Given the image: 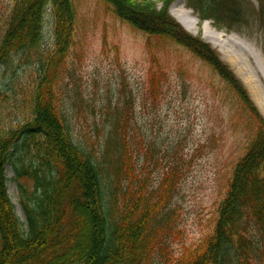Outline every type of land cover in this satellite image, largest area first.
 Wrapping results in <instances>:
<instances>
[{
	"label": "trees",
	"instance_id": "16d2710c",
	"mask_svg": "<svg viewBox=\"0 0 264 264\" xmlns=\"http://www.w3.org/2000/svg\"><path fill=\"white\" fill-rule=\"evenodd\" d=\"M99 1L144 36L150 64L145 99L157 102L171 73L185 64L189 71L211 70V81L213 75L219 79L212 82L213 94L228 108V129L241 134L242 150L216 203L211 230L174 258L171 247L182 231L171 204L186 159L164 153L161 176L151 182L129 130L127 101L122 114L102 125L99 143L76 139L55 77L77 45V0H13L0 40V66L18 55L34 57L41 66L21 97L27 107L23 119L0 131V264H264V118L243 84L209 43L170 15L176 0ZM188 3L202 21L213 19L217 26H232L244 15L238 0ZM48 10L54 42L45 55L40 47ZM257 15L264 24V0ZM95 129L98 134L97 124ZM203 147L207 144L195 153ZM153 150L149 143L145 159ZM6 165L15 178L34 180L31 192L18 183L25 222L9 196Z\"/></svg>",
	"mask_w": 264,
	"mask_h": 264
},
{
	"label": "rangeland",
	"instance_id": "374dc122",
	"mask_svg": "<svg viewBox=\"0 0 264 264\" xmlns=\"http://www.w3.org/2000/svg\"><path fill=\"white\" fill-rule=\"evenodd\" d=\"M176 1L199 20V27L195 33L185 29L173 16L171 6L170 15L186 31L201 37L217 51L264 118V24L257 15L259 0H238L244 15L232 26L225 22L217 26L213 19L206 20L208 31L223 33L221 42L216 41L215 45L212 38L205 36L199 10L190 6L188 0ZM77 4V45L55 77L59 83V104L73 124L74 137L87 144L99 143L102 125L122 114L127 101L125 116L130 133L136 136L134 146L153 183L166 164L164 153L170 158L182 155L186 159L185 174L171 204L177 227L182 231V237H174L171 247L175 258L184 245L196 244L211 230L216 203L243 147L241 134L233 135V130L228 129V108L213 94L212 82L219 79L213 75L211 81V70L196 67L189 71L185 64L183 70L171 73L157 102L147 101L144 92L150 64L144 36L115 19L99 0H77ZM12 6L13 0H0V40ZM53 21L48 10L40 47L45 55L54 42ZM40 66L36 58L23 55L13 56L6 65L0 66V131L16 127L23 119L27 107L21 97L33 84ZM55 68L51 64V69ZM95 124L100 129L98 134ZM149 143L154 150L152 157L145 159ZM203 143L207 147L195 153ZM5 174L11 201L25 222L18 183L31 192L34 180L15 178L10 165H6Z\"/></svg>",
	"mask_w": 264,
	"mask_h": 264
},
{
	"label": "bare ground",
	"instance_id": "6f19581e",
	"mask_svg": "<svg viewBox=\"0 0 264 264\" xmlns=\"http://www.w3.org/2000/svg\"><path fill=\"white\" fill-rule=\"evenodd\" d=\"M171 11L173 16L183 25L188 31L195 33L198 29L199 20L191 15V11L184 7L180 1H176L171 5ZM202 26L206 29L205 36L207 38H212L213 45L217 44L216 41L221 42V37L223 36L222 32H210L208 31L209 23L204 21Z\"/></svg>",
	"mask_w": 264,
	"mask_h": 264
}]
</instances>
